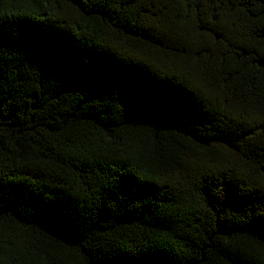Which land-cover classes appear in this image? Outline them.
<instances>
[{"label": "trees", "instance_id": "trees-1", "mask_svg": "<svg viewBox=\"0 0 264 264\" xmlns=\"http://www.w3.org/2000/svg\"><path fill=\"white\" fill-rule=\"evenodd\" d=\"M261 177L264 0H0V264H264Z\"/></svg>", "mask_w": 264, "mask_h": 264}, {"label": "snow or ice", "instance_id": "snow-or-ice-1", "mask_svg": "<svg viewBox=\"0 0 264 264\" xmlns=\"http://www.w3.org/2000/svg\"><path fill=\"white\" fill-rule=\"evenodd\" d=\"M261 181H262L261 187L264 188V177H261ZM225 195L229 196V195H232V193L226 192ZM252 227L255 231H258L260 233H264V218H262L258 221H255L253 223ZM142 264H153V262H152L151 258L144 257L142 260Z\"/></svg>", "mask_w": 264, "mask_h": 264}]
</instances>
